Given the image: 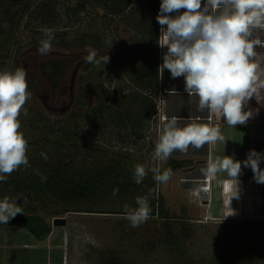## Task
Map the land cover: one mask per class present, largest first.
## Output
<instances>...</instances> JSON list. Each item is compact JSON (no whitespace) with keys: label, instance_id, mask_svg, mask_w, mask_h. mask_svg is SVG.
<instances>
[{"label":"rangeland","instance_id":"374dc122","mask_svg":"<svg viewBox=\"0 0 264 264\" xmlns=\"http://www.w3.org/2000/svg\"><path fill=\"white\" fill-rule=\"evenodd\" d=\"M34 3L7 0L0 8V70L23 68L27 83L32 86L28 89L31 98L24 105L28 115L22 113L19 117L20 131L28 142V159L70 164L76 170L112 169L131 178L136 164L152 166L153 134L143 141L124 143L103 129L102 119L110 104L116 107L122 88H128L126 92L142 90L133 79L132 69L153 56L150 45L151 51L146 53L143 43L125 26L122 17H112L102 6L88 3L76 17L63 16L56 26L44 28L50 29L55 39L52 51L40 55L37 49L45 38L43 28L24 26ZM66 5L62 2V11ZM60 40L65 44L57 42ZM88 48L97 50L99 55L108 54L110 61L100 68L86 63ZM54 60L68 63L57 84L41 68ZM122 75L128 77L125 83ZM94 117L97 124L92 122ZM41 152L47 155L46 160ZM155 164L163 169L162 162ZM22 169L23 166L8 174L7 180ZM177 173L160 184L159 191L164 194L170 212L182 216L190 230L184 244L188 260L197 264L220 260L224 264L232 255L239 254L242 260L246 252L248 264H264V220L204 217L206 212L213 214L219 210L217 199L209 205L202 203L200 197L187 202L185 192L191 186L190 177L178 183L184 176ZM7 180L0 182V199H17L24 213L43 216L51 225V232L39 240L22 226L0 224V264H101L103 254L110 252L119 254L127 264H176L173 253L159 242V218L151 216L139 227H131L125 218L123 205L138 207L137 195L123 190L113 195L112 190L74 200L58 195L38 199L30 193L7 191ZM58 217L64 219V224L53 225ZM242 225L247 226L248 233L239 238ZM24 242L29 243L25 246Z\"/></svg>","mask_w":264,"mask_h":264},{"label":"clouds","instance_id":"9594fccd","mask_svg":"<svg viewBox=\"0 0 264 264\" xmlns=\"http://www.w3.org/2000/svg\"><path fill=\"white\" fill-rule=\"evenodd\" d=\"M156 19L164 38L160 45L167 47L159 69L161 74L167 69L172 79L183 76L184 90L189 96L198 97L199 110L219 112L231 126L245 124L251 115L242 110L244 102L255 91L253 85L258 79L257 72L264 63V57L257 56L254 51L261 41L250 39L252 29L264 27V0H162ZM41 31L45 38L40 41L37 51L40 55H47L52 51L55 37L50 29ZM84 60L100 68L110 61V57L88 48ZM26 75V70L19 67L14 71L0 70V182H5L8 174L21 166H31L26 154L28 142L20 131L19 119L22 113L28 115L24 105L31 98ZM179 120V117L172 116L164 126L152 154L153 165L134 166L135 183H142L149 172L157 186L166 183L173 170L167 168L161 172L156 161L166 160L174 150L187 152L190 145L200 149L206 143L224 141L218 127L199 123L181 126ZM40 155L47 159L44 152ZM261 161H264V153L252 149L243 161L226 155L209 160L204 171L208 176L226 172L235 181V196L242 165L252 170L256 183L264 184ZM34 171L41 182L46 181L47 177L39 169ZM117 193L118 189H114L113 195ZM150 195L151 192L137 196L136 208L123 205L131 227H139L148 220ZM16 200L7 196L0 199V224L7 225L17 214L24 213L23 206Z\"/></svg>","mask_w":264,"mask_h":264},{"label":"trees","instance_id":"16d2710c","mask_svg":"<svg viewBox=\"0 0 264 264\" xmlns=\"http://www.w3.org/2000/svg\"><path fill=\"white\" fill-rule=\"evenodd\" d=\"M7 0H0V8ZM34 7L29 11V21L24 26L29 29L51 28L56 26L63 16L76 17L83 11L88 3L102 6L105 12L112 17H122L125 26L137 34L139 43H143L145 52L151 51L155 56L152 61L142 63L135 69L136 84L142 90H132L117 98L116 107L110 104L106 115L102 116L103 129L112 137H118L124 143H134L144 136L149 119L156 112V102L148 93L149 88L158 83V37L159 23L156 19L159 13L160 0H34ZM62 2H66L62 11ZM156 14L153 16L152 14ZM2 30V27L0 28ZM2 32V31H0ZM3 33V32H2ZM65 44L63 40L57 41ZM1 44V43H0ZM150 45V47H148ZM67 62L56 61L44 65L43 72L47 74L52 83L58 82L64 72ZM29 80V79H28ZM27 80V81H28ZM28 89H32L28 82ZM110 103V102H109ZM93 124L99 121L92 119ZM106 127V128H105ZM30 167L22 169L19 174L9 178L4 188L12 193H30L38 199L58 195L66 200L84 198L93 193L123 190L137 196H149L151 213L149 217L156 216L160 220L161 236L159 242L171 251L176 264H197L188 260L184 244L190 235L185 219L172 214L166 204L164 194L160 193L159 186L153 180V174L142 181L135 183L134 179L126 173L117 170L92 171L76 170L70 164L43 163L29 159ZM193 164L189 159H172L161 170L171 168L176 170L188 168ZM35 169L47 177L41 182ZM11 226H22L35 238L42 240L51 232V225L41 215L32 213L17 214L8 223ZM237 236L241 238L248 233L247 226L242 225ZM189 234V235H188ZM152 244V243H150ZM243 259L238 255L230 256L224 264H248V255L243 252ZM241 256V255H240ZM242 257V256H241ZM101 264H127L116 252L104 253ZM206 264H223L220 260L210 261Z\"/></svg>","mask_w":264,"mask_h":264},{"label":"crops","instance_id":"0c3cea01","mask_svg":"<svg viewBox=\"0 0 264 264\" xmlns=\"http://www.w3.org/2000/svg\"><path fill=\"white\" fill-rule=\"evenodd\" d=\"M161 2L162 0H160V4ZM183 11L182 9L181 12ZM171 15H175V13ZM160 26L159 24V36ZM250 39H259L261 41V44L254 48V51L257 53V56L264 57V27L252 29ZM166 52L167 47L160 48L158 44V83L157 86L149 88L148 91L151 96L155 97L157 95L161 112L167 117L162 122L161 134L164 126L172 116L180 118L179 124L181 126L199 123L210 127L208 117L213 116L220 121L218 128L224 137V141L206 143L200 149H196L190 145L187 152L174 150L166 160L160 161L164 166L172 159H189L193 162L190 167L176 170L173 175L179 172L182 177L184 176L183 180H178V183L185 182L187 177H190L188 179L191 186L186 190L185 194L188 196L187 202H195L199 199L200 186L204 184L203 178L206 176L204 170H206L209 160L226 155L243 161L247 158L249 150L252 149L264 153V63H261L257 72L258 79L253 85L255 91L252 93L251 98L244 102L242 109L251 116L245 124L231 126L226 123L221 113L212 112L208 109L202 111L198 109V97L196 95L189 96L184 90L185 80L183 76L172 79L167 69H164L163 74H161L159 69L163 64V55ZM154 57V55L148 56L147 59L152 61ZM132 72L135 75V69H132ZM121 79L125 83L128 77L122 75ZM133 79L135 81L136 76ZM124 83L122 84L123 86L126 85ZM126 91H128V88H122V95L130 92ZM153 99L156 100V97ZM148 126L149 124L146 127L144 136L139 140L143 141L145 138ZM152 137H154L156 145L159 138L155 134ZM260 167L264 169V161H261ZM210 184L213 192H211L210 199L205 204L209 205L212 199L215 198L218 201L217 206L220 205V207L213 214L204 213V217L212 220H264V184H258L253 180V172L250 168H244L242 165V173L238 177V193L235 196H233L235 194V181L226 172H218L215 176H212ZM212 193H214L213 197ZM28 243L24 242L23 245L27 246Z\"/></svg>","mask_w":264,"mask_h":264},{"label":"built area","instance_id":"2783aa9c","mask_svg":"<svg viewBox=\"0 0 264 264\" xmlns=\"http://www.w3.org/2000/svg\"><path fill=\"white\" fill-rule=\"evenodd\" d=\"M163 42H164V38H163V36H161V33H160L159 41H158L160 48H162L160 44H163ZM152 98H155V97L152 95ZM155 101H156V112L149 119L148 131L146 132V135H145L146 139H148L150 137V135H152V134H155L157 136V138H159V136L161 134L162 122L167 118L161 112L158 99H156ZM208 120L210 122L211 127H218L220 124V121L213 116H209ZM211 179H212V176H208V175H206L203 178L204 184L200 186V190H199V197H200V200L202 203H206L207 200L210 199V196H211V184H210Z\"/></svg>","mask_w":264,"mask_h":264},{"label":"water","instance_id":"95a60500","mask_svg":"<svg viewBox=\"0 0 264 264\" xmlns=\"http://www.w3.org/2000/svg\"><path fill=\"white\" fill-rule=\"evenodd\" d=\"M64 219L63 218H55L54 220H53V225H61V224H64Z\"/></svg>","mask_w":264,"mask_h":264}]
</instances>
